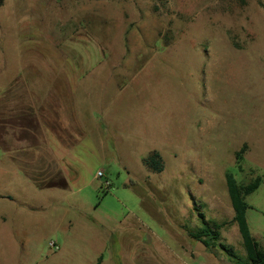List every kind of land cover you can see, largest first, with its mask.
<instances>
[{"label": "rangeland", "instance_id": "1", "mask_svg": "<svg viewBox=\"0 0 264 264\" xmlns=\"http://www.w3.org/2000/svg\"><path fill=\"white\" fill-rule=\"evenodd\" d=\"M260 3L0 0V264L245 260L227 173L264 247Z\"/></svg>", "mask_w": 264, "mask_h": 264}, {"label": "trees", "instance_id": "2", "mask_svg": "<svg viewBox=\"0 0 264 264\" xmlns=\"http://www.w3.org/2000/svg\"><path fill=\"white\" fill-rule=\"evenodd\" d=\"M260 5L264 7L262 3H260ZM246 149L247 146L245 145L244 148L236 155L237 165L240 171L242 170L241 163L244 160ZM144 164L154 174H161L164 172L163 160L160 154L157 152L152 153L148 158H146L144 160ZM226 183L235 212L234 222L238 225L243 245L246 250V259L242 260L232 248H229L226 245L220 244V248L235 264H264V247L252 235L247 219V213L250 209V206L246 201L247 196L255 193L260 188L262 179L258 177L249 185L244 186L238 183L234 175L227 173ZM201 217L202 219H204L203 215H201ZM202 223V229H200L197 234H192V237L196 239L208 238L209 241L220 242V230L222 226L218 224H213L212 226H210L205 221H202ZM203 242L207 247L210 246L209 242ZM103 259V256H100L96 264H102Z\"/></svg>", "mask_w": 264, "mask_h": 264}, {"label": "water", "instance_id": "3", "mask_svg": "<svg viewBox=\"0 0 264 264\" xmlns=\"http://www.w3.org/2000/svg\"><path fill=\"white\" fill-rule=\"evenodd\" d=\"M207 249L208 247L202 241H199L198 245L195 247V251L197 252H205Z\"/></svg>", "mask_w": 264, "mask_h": 264}, {"label": "built area", "instance_id": "4", "mask_svg": "<svg viewBox=\"0 0 264 264\" xmlns=\"http://www.w3.org/2000/svg\"><path fill=\"white\" fill-rule=\"evenodd\" d=\"M98 177L99 178H102V177H104V173L101 171V172H99L98 173ZM107 185H109V183L107 182ZM51 247H53L56 251H58L59 250V247H58V245L56 244V243H52L51 244Z\"/></svg>", "mask_w": 264, "mask_h": 264}, {"label": "crops", "instance_id": "5", "mask_svg": "<svg viewBox=\"0 0 264 264\" xmlns=\"http://www.w3.org/2000/svg\"><path fill=\"white\" fill-rule=\"evenodd\" d=\"M47 169H49V167L47 168ZM22 174V173H21ZM33 176H31V178H32Z\"/></svg>", "mask_w": 264, "mask_h": 264}]
</instances>
